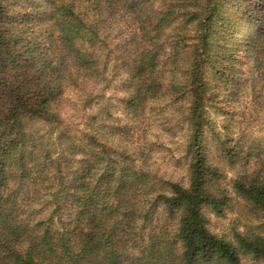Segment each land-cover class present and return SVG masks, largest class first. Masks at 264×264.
<instances>
[{
	"label": "trees",
	"instance_id": "trees-1",
	"mask_svg": "<svg viewBox=\"0 0 264 264\" xmlns=\"http://www.w3.org/2000/svg\"><path fill=\"white\" fill-rule=\"evenodd\" d=\"M119 71L129 114L174 109L186 184L137 165L125 125L70 115ZM259 82L264 0H0V264H264L263 139L231 131ZM236 205L246 222L211 231Z\"/></svg>",
	"mask_w": 264,
	"mask_h": 264
},
{
	"label": "rangeland",
	"instance_id": "rangeland-1",
	"mask_svg": "<svg viewBox=\"0 0 264 264\" xmlns=\"http://www.w3.org/2000/svg\"><path fill=\"white\" fill-rule=\"evenodd\" d=\"M118 31L120 27L115 23L105 25V33L111 32V36L117 34L116 39H122L123 34H119ZM107 74V77L111 79L110 88L106 91V97H110L107 104L93 105L91 109H86L83 106L84 96H78L75 93L67 94L66 102L67 106L72 108L69 113L73 115V120L79 122L80 128H95L107 133L113 132V128L117 125H125L129 128V135L119 139L121 145L126 146L130 151H137V165L165 179L186 184L185 162L181 159L183 132L177 131L175 126L174 109L166 105L164 101L157 100L148 102L140 115L129 114L115 96L122 95L119 92V86H116L122 79L121 71ZM236 109L239 111L235 118L239 122L238 125L234 121L231 122L234 126L232 133L243 130V134L247 137L263 139L264 145V82L246 87L236 104ZM92 114L96 115V120L90 123ZM216 118L217 122L221 123L220 116ZM218 129L222 130L220 127ZM223 168L227 173L225 184L230 190L228 181L233 171L226 165ZM209 220L210 230L218 234H229L233 227L246 222L239 205L226 211L222 216L210 215Z\"/></svg>",
	"mask_w": 264,
	"mask_h": 264
}]
</instances>
